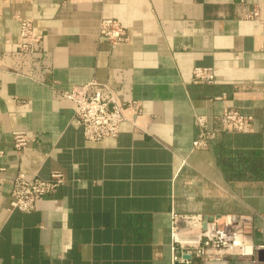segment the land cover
I'll use <instances>...</instances> for the list:
<instances>
[{"label":"crops","instance_id":"0c3cea01","mask_svg":"<svg viewBox=\"0 0 264 264\" xmlns=\"http://www.w3.org/2000/svg\"><path fill=\"white\" fill-rule=\"evenodd\" d=\"M104 17L126 43L99 34ZM21 19L40 38L27 56ZM193 66L216 83L189 84ZM90 80L140 107L116 137L88 141L60 94ZM223 105L252 115L251 129L194 148L195 114ZM14 130L31 137L21 153ZM54 169L63 185L9 209L14 175ZM0 176V264H172V211L243 220L253 254L206 264H264V0H0Z\"/></svg>","mask_w":264,"mask_h":264},{"label":"built area","instance_id":"2783aa9c","mask_svg":"<svg viewBox=\"0 0 264 264\" xmlns=\"http://www.w3.org/2000/svg\"><path fill=\"white\" fill-rule=\"evenodd\" d=\"M259 13V8H253L244 15L256 19ZM98 32L113 45L129 40L122 24L111 17L100 19ZM39 43L40 38L34 33L31 20L21 19L15 43L17 54L30 55ZM215 83L216 74L213 67L191 68L189 84L205 86ZM242 88V85L238 84L231 86L232 90ZM60 94L71 101L73 120L82 127L84 137L91 142L116 137L121 124L129 121L125 112L127 108L136 113L140 112L136 101H119L112 83L108 81L90 80L63 90ZM225 97L226 92H221L213 96V99L223 102ZM194 119L198 129L192 142L194 148L207 147L218 132H248L253 124L252 115L226 105L211 117L204 112H197ZM30 139L25 131H12L13 150L16 153L23 152ZM5 181V178L0 176V188ZM64 182L65 174L60 169L52 170L48 178H41L36 174L27 176L24 172H18L10 180L9 209L29 212L36 208L39 200L55 192ZM170 238L172 264H206L226 256L246 257L251 256L255 248L244 232V222L241 218H228L220 222L216 218L206 219L201 213L172 211Z\"/></svg>","mask_w":264,"mask_h":264},{"label":"water","instance_id":"95a60500","mask_svg":"<svg viewBox=\"0 0 264 264\" xmlns=\"http://www.w3.org/2000/svg\"><path fill=\"white\" fill-rule=\"evenodd\" d=\"M207 219V218H206ZM205 225V224H204Z\"/></svg>","mask_w":264,"mask_h":264}]
</instances>
